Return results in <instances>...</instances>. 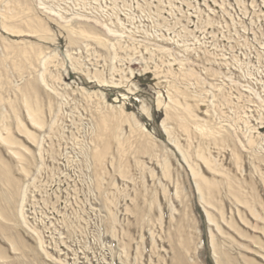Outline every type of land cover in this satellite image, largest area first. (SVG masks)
Returning <instances> with one entry per match:
<instances>
[{"label":"rangeland","instance_id":"1","mask_svg":"<svg viewBox=\"0 0 264 264\" xmlns=\"http://www.w3.org/2000/svg\"><path fill=\"white\" fill-rule=\"evenodd\" d=\"M0 264H264V0H0Z\"/></svg>","mask_w":264,"mask_h":264}]
</instances>
